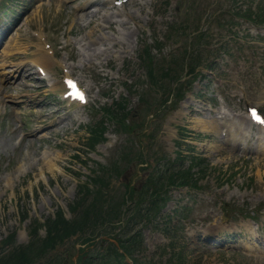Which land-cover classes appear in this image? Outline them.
I'll list each match as a JSON object with an SVG mask.
<instances>
[{"label": "rangeland", "instance_id": "1", "mask_svg": "<svg viewBox=\"0 0 264 264\" xmlns=\"http://www.w3.org/2000/svg\"><path fill=\"white\" fill-rule=\"evenodd\" d=\"M90 1L101 2L2 0L6 10L0 9V38L10 27L16 29L0 52V251L11 233L15 244L28 245L33 221L43 222L59 209L72 218L69 206L80 185L99 165L116 160L126 139L101 112L115 103L122 111L129 109L130 123L144 130L140 143L150 166L141 165L137 139L128 137L126 150L132 151L126 165L112 169L104 191L112 208L118 214L121 210L119 220L117 215L95 226L100 236L96 240L114 241L119 233H132L120 224L132 216L125 211L128 185H140L147 175L153 178L151 172L162 169L159 157H175L178 150L207 159L198 182L202 188H169L155 217L129 226L142 234V249L134 255L137 263L264 264V128L250 126L245 115L247 104L264 112V0H129L116 8L109 3L93 6L96 10L88 6ZM104 15L111 17V24L104 22ZM176 21L181 34L168 38L167 28ZM198 31L207 47L200 59L202 74L171 113L166 101L187 82L190 61L180 57L187 55V43L194 46ZM36 34L50 45V54L55 51L48 54V77H75L87 88V106L66 107L61 90L35 89L42 82L25 74L18 85L6 74L13 64L24 63L37 76L29 66L39 49ZM100 35L106 36L104 46L94 43ZM143 42L159 47L151 55L158 60L154 68L165 73L158 77L166 91L148 85L139 58ZM120 98L124 101L117 103ZM101 125L105 142L87 146L89 129ZM203 125L215 129L203 130ZM152 193L142 205L147 207ZM237 210L245 217L230 214ZM38 237H45L43 229ZM87 237H73L65 246L92 249ZM124 262L133 264L127 258Z\"/></svg>", "mask_w": 264, "mask_h": 264}, {"label": "trees", "instance_id": "2", "mask_svg": "<svg viewBox=\"0 0 264 264\" xmlns=\"http://www.w3.org/2000/svg\"><path fill=\"white\" fill-rule=\"evenodd\" d=\"M142 61L144 67L151 78L154 85L157 84L158 75L154 69V64L150 56L149 48H145L142 51ZM195 67L189 70V73H193ZM165 75V73H163ZM119 109H110L107 111L108 118L114 121L115 125H118L120 130L129 132L131 127L125 123L124 113ZM97 133L94 131V135ZM190 170L178 171L174 177L170 176L168 179L175 185H188L192 184L193 180H188ZM95 182L100 184V187L90 190L85 188L82 192V196L72 205L69 206L70 211L73 213L71 220H66L63 217L62 211L56 212L53 218H49L45 221L46 235L43 238L37 236V228L31 229L32 239L26 246H18L13 242V236H10L2 243V249L0 251V264H39L41 260L46 258L48 254H51V258L47 261V264H59L64 260L60 257L61 245L72 237L85 238L86 241L94 239L95 226L99 224H107L108 220L113 221L118 215V211L112 208L111 202L104 201L102 199V188L106 187L107 183L103 179H95ZM92 192V194H91ZM85 196H90L91 201L87 202ZM120 213V212H119ZM101 221V222H100ZM89 233V235L87 234ZM139 234V233H138ZM140 243L141 240L137 236H120L119 246L128 255H131L132 244ZM5 246V247H4ZM91 258V259H90ZM86 259L87 264H93L94 260L98 258L90 256ZM82 259V257H81ZM92 260V261H91ZM83 264H85L83 262Z\"/></svg>", "mask_w": 264, "mask_h": 264}, {"label": "bare ground", "instance_id": "3", "mask_svg": "<svg viewBox=\"0 0 264 264\" xmlns=\"http://www.w3.org/2000/svg\"><path fill=\"white\" fill-rule=\"evenodd\" d=\"M72 0H70V2H71ZM89 6H92L93 5V3H87ZM99 12L98 11H89L86 15L87 16H94V15H96V14H98ZM111 17H109V16H107V15H104V17H103V20H104V22L105 23H107V24H111L112 22H111ZM106 39V36L105 35H100L99 37H98V40L96 41H94V43H95V45H100V46H104V44H105V42H104V40ZM121 42V41H120ZM122 44V43H121ZM94 47V46H93ZM82 48H87L86 46H83ZM105 49H107L108 50V47H106ZM84 51V50H83ZM88 51L90 52V48H88ZM89 52H86V53H89ZM104 54H106V55H109V53H104ZM108 57V56H107ZM50 59H51V57L49 56V55H47V53L46 52H44V50L43 49H41V47L38 49V51H37V54H35V57L33 58V59H31V62L32 63H36L37 65H39L41 68H43V70L44 71H48V69L50 68ZM14 67V68H13ZM12 68H13V70H12ZM12 68H11V70H10V73H19V75L21 74V73H26L27 74V77H26V79L27 78H29L30 76H31V74H29L28 72H27V70H24V68H22V67H20V65L19 64H16V65H13L12 66ZM12 78H13V76H12ZM16 81V83L19 85L20 83H21V81L22 80H20V79H16L15 80ZM215 129L212 125H210V127H208V126H205V125H203L202 127H201V129H203V130H207V129Z\"/></svg>", "mask_w": 264, "mask_h": 264}]
</instances>
